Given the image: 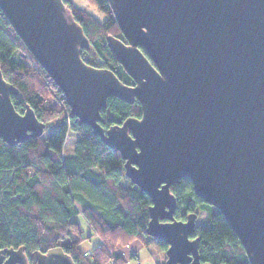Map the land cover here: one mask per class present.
I'll return each mask as SVG.
<instances>
[{"label":"water","instance_id":"water-1","mask_svg":"<svg viewBox=\"0 0 264 264\" xmlns=\"http://www.w3.org/2000/svg\"><path fill=\"white\" fill-rule=\"evenodd\" d=\"M126 42L108 47L134 80L86 64L90 49L63 0H0V9L38 64L65 95L72 116L124 160L131 184L152 200L146 234L168 245L164 264L202 263L192 238L197 214L177 220L171 187L189 179L241 242L250 264H264V0H109ZM143 48L147 55L141 50ZM0 69V138L15 146L41 137L32 109ZM141 118L101 126L107 99ZM3 264H76L61 247L1 249Z\"/></svg>","mask_w":264,"mask_h":264},{"label":"trees","instance_id":"trees-1","mask_svg":"<svg viewBox=\"0 0 264 264\" xmlns=\"http://www.w3.org/2000/svg\"><path fill=\"white\" fill-rule=\"evenodd\" d=\"M86 1L103 20L73 0H63L90 42V49L82 51L83 61L113 71L122 83L132 86L134 80L108 47L109 35L126 42L109 0ZM0 69L19 91L12 96L15 110L23 115L27 108L32 109L46 125L44 133L49 130L46 136L31 137L15 146L0 138V250L25 246V253H45L61 247L76 264H125L119 247L137 239L166 252V243L146 234L151 198L125 176L121 154L72 116L65 95L1 9ZM101 115V126L107 130L129 117L141 118L142 108L137 100L129 104L110 97ZM71 132L77 134L76 146L66 153ZM171 192L177 198V220H186L190 213H196L198 220V211L205 212L191 235L200 239L202 263L250 264L224 216L195 194L189 179L176 180ZM92 237H97V246L84 251L82 243Z\"/></svg>","mask_w":264,"mask_h":264},{"label":"rangeland","instance_id":"rangeland-1","mask_svg":"<svg viewBox=\"0 0 264 264\" xmlns=\"http://www.w3.org/2000/svg\"><path fill=\"white\" fill-rule=\"evenodd\" d=\"M73 2L90 13L95 15L98 19L103 20L104 16L97 12V10L89 7L86 0H73ZM49 130L44 133L48 135ZM77 134L71 132L66 140V153H72L76 146ZM199 218L196 223L205 217L204 211H198ZM98 244L97 237H92V239L87 240L82 243V249L84 251H90ZM119 253L123 255L125 259V264H164L166 260V253L164 251H158L153 246L148 247L140 239L134 240L130 245L126 247H119Z\"/></svg>","mask_w":264,"mask_h":264},{"label":"flooded vegetation","instance_id":"flooded-vegetation-1","mask_svg":"<svg viewBox=\"0 0 264 264\" xmlns=\"http://www.w3.org/2000/svg\"><path fill=\"white\" fill-rule=\"evenodd\" d=\"M133 85H134V83H133ZM30 254H31V252H30V253H26V255H27V259H28V262H29V263H32V259H31V257H30Z\"/></svg>","mask_w":264,"mask_h":264},{"label":"snow or ice","instance_id":"snow-or-ice-1","mask_svg":"<svg viewBox=\"0 0 264 264\" xmlns=\"http://www.w3.org/2000/svg\"><path fill=\"white\" fill-rule=\"evenodd\" d=\"M0 251H2V250H0ZM0 264H3L2 258H0Z\"/></svg>","mask_w":264,"mask_h":264}]
</instances>
